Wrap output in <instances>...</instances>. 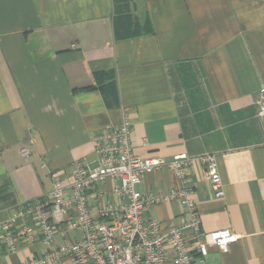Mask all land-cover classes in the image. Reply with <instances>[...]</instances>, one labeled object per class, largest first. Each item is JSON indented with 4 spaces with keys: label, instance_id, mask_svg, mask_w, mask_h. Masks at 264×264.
I'll return each mask as SVG.
<instances>
[{
    "label": "crops",
    "instance_id": "1",
    "mask_svg": "<svg viewBox=\"0 0 264 264\" xmlns=\"http://www.w3.org/2000/svg\"><path fill=\"white\" fill-rule=\"evenodd\" d=\"M262 85L264 0H0V223L34 225L22 213L50 195L51 174L67 186L75 161L95 167L94 139L126 111L138 157L192 159L186 184L162 169L137 190L164 197L187 189L203 232L239 236L226 253L211 246L196 254V264H264ZM205 154L217 156L220 199ZM115 185L100 187L94 213L114 200ZM145 217L163 228L192 219L169 199ZM61 229L50 245L35 231L2 264H74L59 249L83 231Z\"/></svg>",
    "mask_w": 264,
    "mask_h": 264
},
{
    "label": "built area",
    "instance_id": "2",
    "mask_svg": "<svg viewBox=\"0 0 264 264\" xmlns=\"http://www.w3.org/2000/svg\"><path fill=\"white\" fill-rule=\"evenodd\" d=\"M256 106L258 116L264 119V85L257 93ZM94 143L95 167L75 161L71 169L72 181L67 186L63 185L62 173H52L54 186L50 195L26 205L22 215L33 216L34 225L16 230L8 223H0V264L3 253L16 252L19 244L29 242L35 231L42 232L44 242L50 245L56 233L63 232L61 226L64 225L68 230L83 231L81 239L59 249L74 264H196V254L207 256L211 246L226 253L238 240L239 236L229 229L203 232L196 201L189 197L187 189L172 190L164 197L137 190L144 175L162 169L174 170L186 184L192 159L186 155L171 160L138 157L126 111L122 122L105 128ZM21 153L26 158L30 156L28 148H23ZM199 159L206 167L215 197L222 198L224 190L217 156L205 154ZM109 179L116 183L114 200L106 206H97L98 212L94 213V200L102 197L100 187ZM166 199L181 202L191 221L183 227L163 228L157 221L146 219V211ZM55 259L56 256L50 255L40 263Z\"/></svg>",
    "mask_w": 264,
    "mask_h": 264
},
{
    "label": "rangeland",
    "instance_id": "3",
    "mask_svg": "<svg viewBox=\"0 0 264 264\" xmlns=\"http://www.w3.org/2000/svg\"><path fill=\"white\" fill-rule=\"evenodd\" d=\"M121 15H122V18H120L119 21H120V25H121V28H122L126 24H128V23H126V21L128 20L129 17L126 16V11H123Z\"/></svg>",
    "mask_w": 264,
    "mask_h": 264
}]
</instances>
